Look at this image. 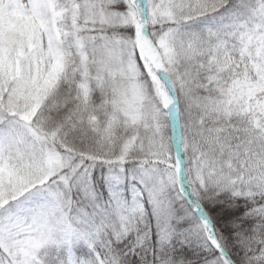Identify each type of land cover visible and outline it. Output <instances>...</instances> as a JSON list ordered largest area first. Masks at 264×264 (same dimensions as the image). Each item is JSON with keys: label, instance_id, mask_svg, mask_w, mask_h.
<instances>
[{"label": "snow or ice", "instance_id": "1", "mask_svg": "<svg viewBox=\"0 0 264 264\" xmlns=\"http://www.w3.org/2000/svg\"><path fill=\"white\" fill-rule=\"evenodd\" d=\"M0 264H264V0H0Z\"/></svg>", "mask_w": 264, "mask_h": 264}]
</instances>
